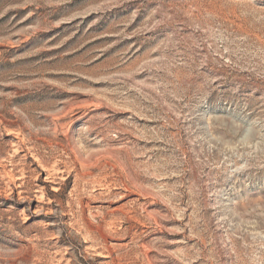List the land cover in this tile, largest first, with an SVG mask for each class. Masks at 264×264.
Listing matches in <instances>:
<instances>
[{"label":"rangeland","instance_id":"rangeland-1","mask_svg":"<svg viewBox=\"0 0 264 264\" xmlns=\"http://www.w3.org/2000/svg\"><path fill=\"white\" fill-rule=\"evenodd\" d=\"M0 264H264V0H0Z\"/></svg>","mask_w":264,"mask_h":264}]
</instances>
